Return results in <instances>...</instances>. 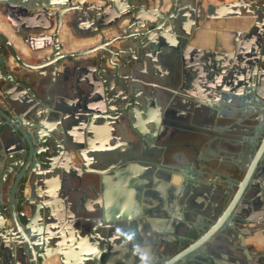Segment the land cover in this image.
<instances>
[{
	"label": "flooded vegetation",
	"instance_id": "flooded-vegetation-1",
	"mask_svg": "<svg viewBox=\"0 0 264 264\" xmlns=\"http://www.w3.org/2000/svg\"><path fill=\"white\" fill-rule=\"evenodd\" d=\"M82 5L0 4V109L25 121L38 114L42 123V137L31 145L0 114V264L32 261L10 210L22 169L12 206L20 223L40 210L26 220L29 235L49 208L70 216L82 194L73 190L79 176L100 218L93 236L78 237L60 259L115 254L123 264H165L221 219L264 139V31L249 37V49L211 51L193 44L182 23L178 45H145L148 25L128 26L133 12L118 23L99 18L109 0ZM150 11L147 18L138 12L140 24L153 20ZM200 72L207 85L196 78ZM9 82L27 84L24 99L7 91ZM31 148L41 155L29 162ZM46 161L69 163L72 174L49 171ZM103 181L114 190L104 194ZM117 194L125 211L113 224L100 209L114 208ZM208 217L216 219L211 226ZM180 264H264V159L244 200Z\"/></svg>",
	"mask_w": 264,
	"mask_h": 264
},
{
	"label": "water",
	"instance_id": "water-1",
	"mask_svg": "<svg viewBox=\"0 0 264 264\" xmlns=\"http://www.w3.org/2000/svg\"><path fill=\"white\" fill-rule=\"evenodd\" d=\"M8 0H0V4L3 3H7ZM73 1L74 0H64V10L67 11L68 9L72 8L73 5ZM79 5H81L80 7H78L79 9L83 7V0H78ZM132 3V0H129V4ZM70 4V5H68ZM76 7V6H75ZM175 8L174 6H172V8H169L168 11H160L158 10V8H154L153 10H151L149 12V14H151L152 19L153 20H142L141 24L139 23L140 20L138 19V12H139V7H134L132 6L131 11H126V12H121L117 14V22L121 23V22H125V16L128 15V13L133 12V16L131 18L130 24L128 26H132L133 24H137L139 26H144V25H148L146 26L147 28L144 29L142 31V35H143V40L142 43L146 44H152L155 43L157 40V43L159 46H171L173 44H177L178 42H180V40L183 39V33L179 32V30H181L183 28V22L181 20L182 17H184L183 14H181L178 9L175 8V10L173 9ZM98 11L101 10V8H97ZM58 10H55L54 12H48L50 13H55ZM43 13V12H42ZM125 14V15H124ZM174 18L175 20H178L179 22L177 24H175L174 26H172L169 23V20ZM180 18V19H179ZM115 20V19H114ZM172 26V27H171ZM181 27V29H180ZM170 29H173V31H169ZM156 30V34L154 35V38H151V36L149 35V32H152ZM122 36H116L115 38H113L112 40H109L108 43H110L111 41L115 40V39H119ZM156 38V39H155ZM177 39V41L173 42V40ZM105 43L102 42V44ZM99 46L101 44H98ZM98 46V47H99ZM230 54V53H229ZM228 54V55H229ZM198 75H196V78L199 79V81H203L205 83V85H207V80L206 79V75L204 73H197ZM210 82H208L209 84ZM25 88L27 87L26 83L22 84ZM30 90V89H29ZM147 105V104H146ZM0 114H2V116L9 121V123L12 125V128H14L17 133H19L20 135H24L27 137L28 140H30V144L32 145L33 143H36V139H40V137H42L39 133V128L40 126H42L41 121H38V117L39 115L36 114L35 116L32 117L31 121H25L23 118H21L18 115H13L10 116L9 114H7V112H5L4 110L0 109ZM25 126H29V133H27V130L25 129ZM49 135L46 136V138H48ZM44 138V136H43ZM45 138V139H46ZM50 140L56 141V137L51 135L49 136ZM38 152H33V148H31V150L29 151V157L28 160L29 162L32 160V158L36 155V157H40ZM264 159V139L254 157V160L236 194V196L234 197L233 201L231 202V204L229 205L228 209L226 210V212L224 213V215L221 217V219L216 223V225H212L214 224V222L216 221V219L214 218H209L206 219V225L207 226H211L212 225V229L209 230L204 236H202L199 240H197L194 244H192L191 246L187 247L186 249H184L183 251H181L180 253H178L177 255H175L172 259H170L168 262H166L165 264H180L192 251L195 250H199V248L218 230V228L226 221L228 215L244 200L247 192L249 191L252 183L254 182L259 169L261 167V164L263 162ZM28 162V164H29ZM50 170L49 171H53L56 168L61 169L64 173L66 174H72L69 173V171L67 170L69 165L72 166L71 164H67V163H58L57 165L46 161L44 163ZM23 169L21 170V172L19 173L12 191H11V195H10V210L13 216V220H14V224L17 228V236L16 238L20 239L22 238V240H24V242H26L28 249L31 252V256H32V261L31 264H45L47 262H50L51 259L53 260V258L55 256H59L60 257L63 256L64 252L63 250H71L73 247L77 246L79 244V241H77L76 239L78 238V236L76 235L75 231H77L78 233H83L84 236H93V233L96 229V226L94 225L95 223H99L100 218L96 217L93 215L94 212H96V209H94L91 204L89 205L88 203H86L87 201L90 202V198L88 197V195L86 194V188H83L82 185V177L79 176L78 182H79V186L74 187L73 190L74 191H81L82 194H78L75 195V200H74V206L72 210L73 212L70 213V216H67V218L64 219V221L61 219V216L59 215L58 212H56L55 210L49 208L46 210V215H45V221L43 222V225L33 228L32 232L29 233L27 232V228H28V224L26 223L27 221H34V218H36L35 213L36 214H40V210L39 213L37 210H34L33 214H31V216H24L23 223H20L17 219V216H15L16 214H14L13 211V206H12V199H13V192H14V188L16 186V183L20 177V175L22 174ZM93 181L92 180H87L86 181V185H92ZM104 183V194L106 193V191L108 192L109 190H114L113 187H108L105 185ZM108 189V190H107ZM178 189V188H177ZM96 198H100V195L98 193L95 192ZM105 208V207H104ZM101 211V215H102V219H104L105 221L110 220L113 222H115L118 218H121V212L119 210V206H115L114 208L108 207L105 209H100ZM118 212H120V214H118ZM75 215L78 216V220L80 223V226L75 225L76 220H75ZM100 215V216H101ZM42 217V216H41ZM67 223V224H65ZM78 230H77V229ZM67 229V230H66ZM79 240L81 241L82 238H79ZM74 241H76L75 245H71ZM172 247H174L173 245H169L166 246V250L172 249ZM81 248V247H80ZM83 250V249H82ZM66 253V252H65ZM66 255V254H65ZM103 259V264H123L122 260L116 256L115 254H112L109 257H105L102 258ZM76 259H74L75 261ZM94 262L95 259L92 258V256H86V255H82L81 257L78 258V260H76V264H87L88 262Z\"/></svg>",
	"mask_w": 264,
	"mask_h": 264
},
{
	"label": "crops",
	"instance_id": "crops-1",
	"mask_svg": "<svg viewBox=\"0 0 264 264\" xmlns=\"http://www.w3.org/2000/svg\"><path fill=\"white\" fill-rule=\"evenodd\" d=\"M109 1V11L101 12L99 18L113 20L117 18L118 13L131 10L132 6L142 7L139 16L147 18V11L152 10L155 6L161 5L160 11H168L174 6L184 15L181 20L185 25L184 28L186 27L193 34L192 43L211 51L224 49L229 51L233 50L234 46L241 50L245 45H248L247 40L252 34L260 30L264 31V0H132L131 4H129V0ZM115 4L121 8L116 9ZM132 14L130 13V16ZM119 28L120 26L114 30L110 29V33H119ZM247 48L249 49L250 46L248 45ZM5 85L8 86L7 91L11 92V95L24 99L26 90L21 84L16 85L9 82ZM119 192L122 193V191ZM111 199L113 201L114 196H111ZM117 202L122 215L125 211L124 195L117 194ZM59 214L62 215L63 220L67 218L65 213ZM115 223L113 222V224ZM77 236L79 238L84 237L82 233ZM92 258L95 261H90L87 264H103V257H97L94 254ZM76 260L60 259L55 256L53 260L51 259L45 264H76Z\"/></svg>",
	"mask_w": 264,
	"mask_h": 264
}]
</instances>
